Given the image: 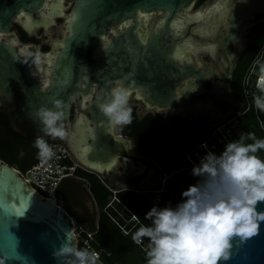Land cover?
Here are the masks:
<instances>
[{
  "label": "water",
  "instance_id": "1",
  "mask_svg": "<svg viewBox=\"0 0 264 264\" xmlns=\"http://www.w3.org/2000/svg\"><path fill=\"white\" fill-rule=\"evenodd\" d=\"M53 1L0 0V112L8 118L15 135L35 144L43 135L37 109L53 108V101L61 100L65 125L76 102L79 114L69 132L76 161L111 176L116 175L114 168L119 161H127L138 175L143 174L152 161L141 155L143 160L137 165L132 139L117 132L116 125L110 126L95 100L122 83L129 89V98L134 93V99L149 109L187 116L192 95L178 93L177 86L187 77V67L192 74L198 69L191 62L182 68L178 65L176 30L178 19H187L182 12H188L196 0H75L66 29L53 41L52 51L35 50L40 60L47 59L44 76L37 56L23 55L19 43L7 37L14 34V23L24 16L31 32L40 25L49 28L63 15L60 6L52 4V11L48 10ZM242 7L237 5L232 17L237 14L236 19L243 18ZM141 13L162 17L158 22L150 21L147 26L151 28L145 32ZM36 15L44 20H35ZM251 20L233 23L235 32L226 36L225 47ZM117 26L120 29L114 31ZM111 33L114 36L109 39ZM0 196V258L4 264H62L63 258L58 261L53 253L69 242V233L73 237L70 242L77 246V222L59 205L57 197H44L20 170L1 158ZM258 210L264 211V202ZM232 243L230 259L222 264H264V222L256 235L245 241L236 237Z\"/></svg>",
  "mask_w": 264,
  "mask_h": 264
},
{
  "label": "clouds",
  "instance_id": "2",
  "mask_svg": "<svg viewBox=\"0 0 264 264\" xmlns=\"http://www.w3.org/2000/svg\"><path fill=\"white\" fill-rule=\"evenodd\" d=\"M260 71L264 73V65ZM95 103L110 126L131 122L129 89L122 83L98 95ZM254 104L264 111V94L254 96ZM53 105L36 111L43 135L36 138L35 147L42 160L54 156L45 136H66L64 104L54 100ZM245 138L241 134L228 142L219 155L208 152L193 167V175L202 179L182 193L186 199L174 208L153 207L145 214L151 223L141 224L132 239L141 244L148 238L146 264H222L230 259L234 238L245 241L258 233L264 222V211L258 210L264 202V158L257 152L264 150V138L253 133L247 134L252 143H245ZM72 239L69 233V242L54 251L58 261L62 257V264H96V254L76 247Z\"/></svg>",
  "mask_w": 264,
  "mask_h": 264
},
{
  "label": "flooded vegetation",
  "instance_id": "3",
  "mask_svg": "<svg viewBox=\"0 0 264 264\" xmlns=\"http://www.w3.org/2000/svg\"><path fill=\"white\" fill-rule=\"evenodd\" d=\"M66 1L67 0H64L63 2L64 7H66ZM231 1L232 0H196L193 7L188 12H182V15L187 16L185 17L187 19L179 18L177 21L176 55L178 65L182 68L186 67L188 63L191 62L197 67L199 76L203 78V80H201L198 75H196L197 73L192 74L189 72L188 70L190 69L187 67V77L177 86L178 93H191L192 95L191 108L187 114V116L192 119L190 123L192 126L200 125L205 129H212L221 123L231 120L239 111L243 110L245 107V102L241 99L243 79L256 62L261 49L264 47V43L262 44L264 41V0H236L235 3H231ZM57 2L58 0H55L53 3L57 5ZM74 4L75 0H73L70 12L65 16L64 29H66V22ZM239 4L243 5L241 9L243 18L236 19L238 15L236 14L233 17L232 15ZM49 5L48 10L52 11V3ZM140 15L142 17L144 24L143 29L145 32H148L149 28H151L147 26L150 21L154 20L158 22L162 17V14H152L150 17H146L142 13ZM61 17L62 16L56 17L55 23L57 19ZM247 18H251L252 20L243 25L240 35L236 34L232 42L225 47L226 36L228 34H234L235 32L233 23L237 20L245 21ZM35 20L43 21L44 18L41 17V15H36ZM55 23L51 26L55 25ZM26 24L27 19L25 16L18 19L17 22L14 23V34L8 37L15 36L18 40V48L21 50V53L27 57L34 58L37 56L35 50H39L33 47V45L35 46L33 43L39 41L37 34L40 31H47L48 28L44 25H40L36 32H31L26 28ZM123 27H126V25L123 24ZM113 29L117 31L120 29V26L113 27ZM29 36L33 37L34 42L25 45L27 43L22 42V40L28 39ZM113 36L114 33H111L108 38L110 39ZM52 44L53 41L50 40L49 43L40 47L41 51H46L42 53L52 51ZM261 44L262 46L260 47ZM40 61L41 73L45 76L47 59L43 58ZM257 69H259L258 66L255 68V74L257 73ZM229 75H231V77H229ZM98 92L99 90H97L96 95ZM134 96L135 94L133 93L129 98V101L132 102L130 107H136L137 112L139 108L143 111L149 109L143 102L135 100ZM133 104H138L139 107ZM78 111V104L73 102L69 121L64 125L66 132L64 138L49 136L47 139L48 143L52 140H58L60 143L64 144L74 159L75 155L72 153L69 146V132L72 131L74 123L77 120ZM71 121H73L71 123V131H68V124ZM157 145L152 158H149L141 151V154L145 156L146 159L152 161L154 168L151 172H153L152 176L156 177L165 170L163 165L168 167V169L176 167L177 165L173 160H168L157 149ZM134 148H136L135 145ZM138 163L139 162H137V165ZM131 168L135 171L137 170L136 168ZM87 171L98 174L89 169H87ZM67 179H69L67 184L74 189L75 198L77 193L76 189L78 188L82 192L90 194L89 185L85 179L79 178L82 184L80 182L76 183L77 177L75 175ZM121 182L127 184L129 187H136L145 183L144 177L138 175L137 171L134 175L126 177L125 180H121ZM76 184L78 186H76ZM162 186L163 183L160 184L159 188ZM95 209L94 201L93 203L90 202L86 204L83 215L89 216L95 212ZM67 210L71 214H74L70 208Z\"/></svg>",
  "mask_w": 264,
  "mask_h": 264
},
{
  "label": "trees",
  "instance_id": "4",
  "mask_svg": "<svg viewBox=\"0 0 264 264\" xmlns=\"http://www.w3.org/2000/svg\"><path fill=\"white\" fill-rule=\"evenodd\" d=\"M264 41L262 42V44ZM260 45V47L262 46ZM259 47V49H260ZM264 94V91H257V95ZM244 100V92L241 93ZM131 108V122L120 125V130L125 137L132 139L133 144L141 151L152 158L155 147L163 132L165 115H154L148 113L139 117L137 108ZM246 109V105L243 110ZM186 120H180L176 124V131L182 130L180 138L188 141L189 147L185 154L204 143L209 139L206 129L200 125L187 127ZM264 111L251 108L244 113L240 119L239 135H245V143H252L247 138L248 133H253L255 138H264ZM210 151L219 155L224 150V145L216 140H211ZM257 155L264 158V150L257 152ZM0 158L11 166H14L22 173L32 168L40 160L38 149L31 141L15 135L9 128L6 115L0 112ZM200 163V162H199ZM197 163V165H199ZM195 165V166H197ZM194 166L187 165L177 175V179L185 187L175 189L171 177L167 179L158 190L139 191L133 189L113 190L108 187L100 178V175L78 167L75 171L77 178L85 179L89 185V193L95 203V212L89 216L71 214L77 223H85L87 233L82 234L88 239L90 247L101 252L100 260L96 264H146V252L148 238L145 237L141 244L132 239V234L141 226L151 221L145 218V214L153 207H175L186 197L182 193L189 186L197 184L202 177L193 175ZM65 179L57 189L56 197L58 202H63V207L69 209L75 198L74 189L67 184ZM115 198L112 202L111 199ZM136 218V221L132 217ZM126 218L129 220L127 224ZM128 232V233H125ZM87 234H91L89 238ZM78 248H85L79 243Z\"/></svg>",
  "mask_w": 264,
  "mask_h": 264
},
{
  "label": "built area",
  "instance_id": "5",
  "mask_svg": "<svg viewBox=\"0 0 264 264\" xmlns=\"http://www.w3.org/2000/svg\"><path fill=\"white\" fill-rule=\"evenodd\" d=\"M262 65H264V47L261 49L256 62L243 79V92L246 109L239 111L231 120L217 125L209 135L207 141L193 149L191 152L185 154L181 170L187 165H197V163H199L208 152H211L209 143L211 140H216L225 146L228 142L238 139L241 117L249 109L257 108L254 104V96L257 95V91H264V81L262 82L264 79V73L260 71ZM256 66H258L259 69L255 74ZM262 127L264 129V125ZM49 144L53 148L54 156L47 160H39V163L37 162V164H35L36 166L34 165L30 168L24 177L40 194L44 197L51 198L56 197L57 189L62 181L74 177L76 169L81 166L73 158L66 146L52 141H50ZM169 178L170 176L164 178L162 183ZM125 233L128 232L125 231ZM87 235L89 238L91 237V234ZM84 242L86 245L85 248L90 252H94L96 254V261H99L101 252L91 248L88 239H84Z\"/></svg>",
  "mask_w": 264,
  "mask_h": 264
},
{
  "label": "rangeland",
  "instance_id": "6",
  "mask_svg": "<svg viewBox=\"0 0 264 264\" xmlns=\"http://www.w3.org/2000/svg\"><path fill=\"white\" fill-rule=\"evenodd\" d=\"M73 4V0H67L66 1V7H65V11L64 14L62 15V17L60 19H57V22L55 23V25L49 27L47 29V31H40L37 34V38L39 39L38 42H34L33 37L29 36L28 39H23L22 42L27 43L25 45H28V43H33L35 44V46L33 45V47H36L40 50V47L44 46L46 43H49L50 40L55 41L57 39L61 38V31L64 29V24H65V16L70 12L71 7ZM206 6V5H205ZM203 8V7H202ZM200 8V9H202ZM205 8V7H204ZM8 40H12L18 43V40L15 36H10L8 37ZM25 40V41H24ZM37 45V46H36ZM40 53L42 52H46V51H39ZM258 70V69H257ZM131 101H129L128 106H131ZM140 112H138V115L141 117L144 114L148 113V111H143L141 108H139ZM177 120H186L187 123H191L192 119L189 116H177V115H173L172 117V121L170 120V126L169 127H173L174 123H176ZM73 121L69 122L68 124V131H71V126ZM214 128L212 129H206V131H213ZM116 130L117 132H120V125H116ZM181 133L174 131L173 135H172V139L166 140L164 142L160 141V143L157 145V149L168 159V160H173L177 165L176 167H171L170 169H168V167L165 166V170H163V172L158 176H152L151 172L154 168L153 165H151L150 169H147L142 175V177H146L148 176V179L150 180L149 182H145L139 186L136 187H129L127 184L122 183L121 180L128 176H132L136 173L135 170H133L131 167V163L127 162V161H119V163L116 165V167L114 168V171L116 173V175L111 176V175H100V178L102 179V181L111 189L113 190H120V189H133V190H139V191H147V190H158L160 184L162 183L163 179L166 178L167 176H171V179L173 180V183L176 182V176L178 174H174L173 172L178 171L183 164L184 161V156L185 153L189 147V144L186 141H182L181 138ZM52 142H58L60 143L58 140H52ZM64 145V144H63ZM65 146V145H64ZM134 155L138 158L134 159L135 162H140L141 160H143L140 156L141 154V150L139 148H134ZM145 160H147L146 158H144ZM76 160V159H75ZM78 163V162H77ZM82 168L86 169L85 167H83L81 164H79ZM87 170V169H86ZM27 173V171L24 173V175ZM76 183H81L82 181L79 180V178H77ZM76 186H78L76 184ZM77 193H76V198H74V200L72 201V203L70 204L69 208L70 210H72V212H74L77 215H83L84 211H85V206L86 204H89L90 202L93 203V199H91L90 194H86L84 192H82L79 188L76 189ZM115 198L111 199V202L114 200ZM59 204L63 205V202H59ZM133 220L136 221V218L133 216L132 217ZM129 222V220L126 218V222L125 224H127ZM77 228H76V235H77V246L78 244L81 243H85L84 242V237L82 234L87 232V227L85 223H76ZM86 231V232H84ZM76 246V247H77ZM84 246L86 247V245L84 244Z\"/></svg>",
  "mask_w": 264,
  "mask_h": 264
},
{
  "label": "crops",
  "instance_id": "7",
  "mask_svg": "<svg viewBox=\"0 0 264 264\" xmlns=\"http://www.w3.org/2000/svg\"><path fill=\"white\" fill-rule=\"evenodd\" d=\"M133 105L139 107L138 104H133ZM144 111H148V113H152V114H154V115H159V114H164V115H165V125H164V128H163V132H162V134H161V136H160V138H159L158 144L160 143V141H162V142H164V141H166V140H169V141H170V140L172 139L173 132L176 131V124H177V122L179 121V120H177L176 123H174L173 127H169V126H170V120L172 121V117H173V115H174L173 112L168 111V110L158 112V111H156V110H152V109H148V110H144ZM138 112H140V110H138ZM148 113H146V114H148ZM146 114H144V115H146ZM144 115H143V116H144ZM143 116H141V117H143ZM139 117H140V116H139ZM189 126H191V124L188 123L186 128H188ZM183 131H184V130L180 131L179 133L182 134ZM176 132H178V131H176ZM207 133L210 135V134H211V131H207ZM186 142L189 144L188 141H186ZM182 166H183V164H182ZM163 167L165 168V165H163ZM181 171H182V170H181V168H180L178 171H175V172H173V173H174V174H179ZM140 175H141V174H140ZM144 182H149V179H148V178L146 179V177H145V178H144ZM172 182H173V180H172ZM173 186H174V188L177 189V190H179V189L185 187L184 184H181V183L179 182V180L177 179V176H176V182L173 183ZM159 189H160V188H159ZM159 189H158V190H159ZM158 190H157V191H158Z\"/></svg>",
  "mask_w": 264,
  "mask_h": 264
},
{
  "label": "bare ground",
  "instance_id": "8",
  "mask_svg": "<svg viewBox=\"0 0 264 264\" xmlns=\"http://www.w3.org/2000/svg\"><path fill=\"white\" fill-rule=\"evenodd\" d=\"M54 2V1H53ZM53 2H50V3H52L53 5H54V7H56L57 6V8L59 9L60 7H61V11H62V14H64V10H65V7H64V0H61L60 2H61V4L60 5H56V4H54ZM49 3V4H50ZM60 6V7H59ZM57 10V9H56ZM29 21H31V20H29ZM27 25L29 26V25H31L29 22H27ZM27 26V27H28ZM37 61H38V63H40V57H39V59H37ZM264 81V79L262 80V82ZM48 198V197H47ZM50 198V197H49ZM51 198H53V197H51ZM54 200H55V197H54ZM60 205V204H59ZM75 237H76V239H77V235H76V231H75Z\"/></svg>",
  "mask_w": 264,
  "mask_h": 264
},
{
  "label": "snow or ice",
  "instance_id": "9",
  "mask_svg": "<svg viewBox=\"0 0 264 264\" xmlns=\"http://www.w3.org/2000/svg\"><path fill=\"white\" fill-rule=\"evenodd\" d=\"M0 198H3L2 196H0ZM20 214H22V213H19L18 215H20Z\"/></svg>",
  "mask_w": 264,
  "mask_h": 264
}]
</instances>
